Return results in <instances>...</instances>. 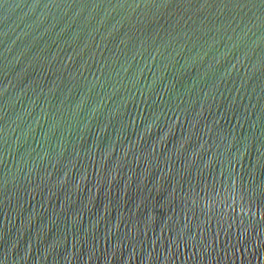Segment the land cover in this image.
I'll list each match as a JSON object with an SVG mask.
<instances>
[{"label":"water","instance_id":"95a60500","mask_svg":"<svg viewBox=\"0 0 264 264\" xmlns=\"http://www.w3.org/2000/svg\"><path fill=\"white\" fill-rule=\"evenodd\" d=\"M0 264H264V0H0Z\"/></svg>","mask_w":264,"mask_h":264}]
</instances>
